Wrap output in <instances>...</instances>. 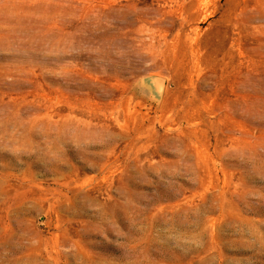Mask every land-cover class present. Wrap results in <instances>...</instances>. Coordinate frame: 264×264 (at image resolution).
I'll return each instance as SVG.
<instances>
[{
    "label": "rangeland",
    "instance_id": "1",
    "mask_svg": "<svg viewBox=\"0 0 264 264\" xmlns=\"http://www.w3.org/2000/svg\"><path fill=\"white\" fill-rule=\"evenodd\" d=\"M0 264H264V0H0Z\"/></svg>",
    "mask_w": 264,
    "mask_h": 264
},
{
    "label": "water",
    "instance_id": "2",
    "mask_svg": "<svg viewBox=\"0 0 264 264\" xmlns=\"http://www.w3.org/2000/svg\"><path fill=\"white\" fill-rule=\"evenodd\" d=\"M154 80H156V79H159L160 81H161V83H162V85L160 86V89L159 90H161L162 89V87H163V85H164V80L163 79H161V78H153ZM154 83H155V81H154ZM154 87H155V90L157 91V92H160L157 88V86H156V84H154Z\"/></svg>",
    "mask_w": 264,
    "mask_h": 264
}]
</instances>
